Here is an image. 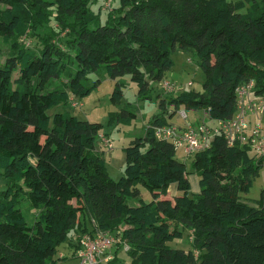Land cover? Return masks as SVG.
<instances>
[{"label": "trees", "instance_id": "trees-1", "mask_svg": "<svg viewBox=\"0 0 264 264\" xmlns=\"http://www.w3.org/2000/svg\"><path fill=\"white\" fill-rule=\"evenodd\" d=\"M102 2L0 0V34L9 45L0 60V175L7 183L0 193V264H62L58 252L66 242L79 259L84 234L118 227L122 238L113 234L118 241L107 252L112 259L100 264H119L124 243L131 264H264V186L258 205L242 199L264 156L216 134L189 155L190 172L174 142L155 135L174 124L167 114L182 118V107L203 109L216 123L231 119L237 87L251 80L254 95L264 94V0H115L105 17ZM28 34L37 40L32 48L20 42ZM177 50L198 58L203 89L161 88L172 95L160 98L162 113L125 148L124 174L116 180L99 150L105 125L49 111L72 95L87 96L100 82L89 84V76L98 72L112 79L129 74L146 98L152 81L167 79ZM123 96L118 82L112 100ZM136 118L123 109L110 123ZM191 173L199 177L193 194ZM139 185L153 199L132 205L129 197L141 200ZM173 185L177 194L168 197ZM23 195L39 211L32 224L19 207ZM185 231L192 248L172 247Z\"/></svg>", "mask_w": 264, "mask_h": 264}, {"label": "rangeland", "instance_id": "rangeland-1", "mask_svg": "<svg viewBox=\"0 0 264 264\" xmlns=\"http://www.w3.org/2000/svg\"><path fill=\"white\" fill-rule=\"evenodd\" d=\"M114 1L115 0H103L102 3H104V8L107 9H104V17L106 16V12L112 9ZM53 25L55 27L58 26L55 24ZM66 31H64L63 34H65ZM20 42L23 46L32 48L36 46L37 40H34L32 35L28 34L21 38ZM8 55L9 45L5 43L4 37L0 34V60L5 61ZM172 58L174 59L175 64L174 67L168 71L166 75L167 79L177 82L178 85H184L188 90L192 89L199 91L203 89L206 76L199 65L198 58L183 50H177L174 52ZM188 58H191L192 61L188 60ZM98 79H100V82H98L96 88L87 96L80 99L76 95H72L71 103L55 107L49 112L50 114H53L57 111H67L80 119L103 123L105 125V133L102 135L105 136L108 134V138L112 141L114 148L110 150L102 144L101 147L99 146V150L104 151L109 174L117 180L124 174L126 165L125 148L129 146L135 138L146 133L151 120L154 119L156 115L162 113L158 101L163 96L170 97L172 93L163 91L159 82L152 81L149 96L146 98H139L138 86L135 82L131 81L129 74L123 75L117 79H112L103 72L93 73L89 76L88 83L93 84L98 81ZM191 81L193 83L192 87L188 86V83ZM118 82L121 84L124 96L120 102L115 103L112 100V96ZM170 106L173 107V105ZM123 109H129L137 113V118L134 119L133 123L131 125L118 124V122L110 123L112 115L116 112H121ZM183 110L187 112L188 118L182 117L178 120L175 119L173 122L174 124H180L182 127L190 124L197 127L199 124L203 123L213 127L215 125L214 123H216V121L211 119L203 109L192 110L182 107L179 111L180 115ZM261 123L264 130V116ZM177 156L186 162L188 170L191 172L193 170V156L185 154L184 148H177ZM197 177L198 175L195 173L190 174L192 194L194 191H198ZM263 186L264 166L261 168L259 174L253 179V185L250 192L248 194H242V199L251 204L258 205ZM6 187L7 183L4 176L0 175V193L5 190ZM139 188L141 190V200L129 197L128 202L132 205L140 204L142 201L150 202L153 199L152 193L145 186L139 185ZM167 196L174 197V191L172 189L169 190ZM19 207L23 210L28 223L32 224L39 211L32 209L26 195L22 196ZM88 225L89 227L93 226L90 220H88ZM109 232L119 239L122 238V227H118L116 230ZM184 234L182 240H174L170 245L176 248H184L185 250L192 248V237L189 235V231H185ZM124 244L125 249L118 252L120 260L119 264H131L132 257L126 252V250L129 249V246L126 243ZM58 256L63 258L61 260L62 264H79V259L75 257L74 248L70 245V242H66L59 247Z\"/></svg>", "mask_w": 264, "mask_h": 264}, {"label": "built area", "instance_id": "built-area-1", "mask_svg": "<svg viewBox=\"0 0 264 264\" xmlns=\"http://www.w3.org/2000/svg\"><path fill=\"white\" fill-rule=\"evenodd\" d=\"M191 84L192 82L188 85ZM161 86L168 92L184 88V85L168 79H164ZM254 86L255 81L251 80L237 87L238 111L229 120L220 119L213 127L199 124L197 127L188 126L184 130L176 124L160 126L155 129V135L159 139L174 142L176 148H184L185 153L190 155L208 147L214 135L222 134L230 145L248 144L257 156H264V130L261 123L264 116V94L254 95ZM181 117H187L185 111L181 112ZM100 140L101 145L106 148H114L108 137L101 134ZM117 241L118 238L108 231L84 234L78 251L79 264H100L111 260L112 255L107 252Z\"/></svg>", "mask_w": 264, "mask_h": 264}, {"label": "crops", "instance_id": "crops-1", "mask_svg": "<svg viewBox=\"0 0 264 264\" xmlns=\"http://www.w3.org/2000/svg\"><path fill=\"white\" fill-rule=\"evenodd\" d=\"M158 102H159V101H158ZM207 114H208V112H207ZM208 115H209V114H208ZM166 117L169 119V122H170V123H173L175 119H177V120H178V119H181L179 115L171 116V117H170V115L167 114ZM209 117H210V116H209ZM214 121H215V120H214ZM214 124H215V123H214ZM197 186H198V191H196V192H199V191H200V188H199V177H197ZM171 189L174 191V195H176V194H177V191H176L177 188H176V186L173 185L169 190H171ZM194 192H195V191H194ZM196 192H195V193H196Z\"/></svg>", "mask_w": 264, "mask_h": 264}]
</instances>
